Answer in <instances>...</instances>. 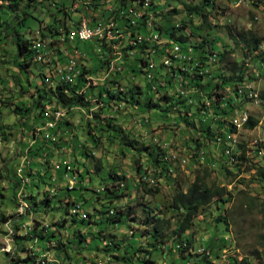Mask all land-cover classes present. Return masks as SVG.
Listing matches in <instances>:
<instances>
[{"label": "rangeland", "instance_id": "obj_1", "mask_svg": "<svg viewBox=\"0 0 264 264\" xmlns=\"http://www.w3.org/2000/svg\"><path fill=\"white\" fill-rule=\"evenodd\" d=\"M25 1L21 2V6ZM107 1L112 5L115 4L114 0ZM151 1L155 8L161 10L154 15L152 21L164 30L176 22L181 24L182 19L187 20L184 3L194 4L198 0ZM74 2L78 4L77 10L73 8ZM248 2V0L243 3L234 0H215L214 7L209 9L211 22L209 29H198L196 20L185 24V31L192 32L185 47H190L193 51L209 49L210 43L215 39L231 51L226 59H221L218 52H215L218 58L215 63H206L203 70L200 68L206 76L204 79L214 76L218 86H214L213 83L211 87L202 90L197 88L195 83L205 82L203 80L199 82L198 72L193 74V70H189L184 75L182 85L179 78L176 82L171 78V87L168 88L169 95L174 97L180 95L182 99L191 95L198 101L199 110L193 106L188 115H185L189 121L193 120L194 124L204 129L220 119V115L216 112L212 113L211 109L222 108L227 111L225 119L231 124V131H223L221 135L215 137L210 136V140L205 139L197 130L185 128L177 114H163L159 107L146 110L143 101L134 106L130 103H120V106L114 110L102 109L100 115L103 121H108V126H103L102 130L97 125H89L86 128L87 119L84 114L80 110L71 108L65 113L62 122H59L57 127L54 126V129L60 132L59 145L63 147V150L61 147L58 149L61 150L60 152L54 149L55 154L50 159L52 165L50 172L57 176H52L56 181L49 180L48 175L42 176L43 181L40 180L37 174H42V170L37 164L44 162L45 159H39L37 151L31 155V159L28 155L29 166L37 169V173L27 175L25 173L27 166L24 170L21 168V176L26 178L21 191L18 190L23 179L17 175L16 170L19 168L16 166L20 165L22 153L18 150L14 153L9 144L12 140L17 145L18 141H23L22 137L27 138V143L37 140L35 142L37 144L38 141L46 140L44 134L48 129H43L45 116L33 117L35 112L30 117L25 114L31 104V95H34L35 88L42 86L41 89H44V86L40 85L41 79L38 77L37 69L31 66L26 68V72L20 73L13 67L14 47L11 38L0 42V98L4 100L0 105V123L6 125L4 129L8 138L0 136V193L2 194L0 213L9 219L7 223L0 222V264H37L39 261L41 264H97L98 262L102 264H238L243 257L248 258L252 264H264V211L261 206L264 198V178L256 172L259 166L264 168V101L258 105L246 98L243 99L245 100L243 104L238 105L237 103L242 99L238 97L232 100L231 110L227 108L229 105L226 103L230 97H234L235 92L241 93L244 90H252L259 96L262 95L261 98L264 99V63L258 58V54L264 51V9L259 5L257 7L249 5ZM82 4V0H33L28 8L29 17L23 22L24 25L17 26L16 29L19 32L26 31L25 35L30 37L38 30L39 25L41 27L46 24L55 25L57 21L54 18L63 16L64 12L70 16L67 22L70 19L76 21L80 17L79 8ZM97 7L102 13L104 7L102 5ZM3 11L5 13L2 12L1 18L9 20L11 18L9 12ZM255 16L257 20H253ZM192 25L194 26L191 28ZM228 29L233 33L232 36ZM238 33L257 38V48L248 50L242 40L235 44L233 37H239ZM161 35L162 39L167 38L164 32ZM76 44L83 51L100 52L97 44L92 40ZM217 50L215 48V51ZM200 51L197 53H201ZM154 58L157 66L160 59ZM133 59L134 55H130L127 60L133 61ZM120 60L123 61V58L121 57ZM82 62L87 68L97 64L88 56ZM175 72L178 74L180 71ZM230 76L240 79L237 81V87L232 85L233 82L221 84L224 81L223 77ZM117 77L122 88L128 93L134 91L136 96L149 82L138 70L132 72L123 68ZM96 78L98 75L95 76ZM179 86L184 89L182 94L178 89ZM46 89L47 95L49 90ZM247 93L245 92V97ZM150 95L154 100L156 99L155 92H150ZM51 104L48 108L54 107V103ZM16 105L20 107L16 108ZM92 111L90 110L91 114ZM238 114H246L247 117L251 115L257 120V125L252 129L243 128L244 124L235 127L232 120ZM41 126L42 128H39ZM33 130H35L34 134H32ZM93 137L97 139L92 140ZM218 137L224 139V142H219ZM49 139L51 138L47 137V140ZM253 140L262 145L258 153L257 146L250 144ZM129 141L132 146L122 144ZM227 145L233 147L235 155H239L240 149L246 147V155H243L245 159L235 158L234 163L237 161L238 164L232 165L223 152ZM30 147L33 145L28 146V149ZM144 147L161 156L167 168L166 172L163 170L161 175L159 167L153 168L149 160L150 156L145 152ZM28 149L24 151L25 155ZM66 160L79 170V177L76 176L78 182L73 189L67 188L62 175L61 177L58 175L60 171L62 172ZM58 163L62 166L61 169L56 170L53 166ZM204 167L208 169L206 176L208 183L214 182L225 186L231 193V197L224 204L227 208L225 215L228 220L227 225L214 222L215 208L221 205V202H218V205L213 202L197 215L190 227L173 244L171 242L166 244L165 248L159 249L150 247L148 245L149 241H152L150 233L155 223L153 217L160 216L163 219L160 229L163 232L159 240L170 242L171 231L175 229L178 217L177 211L170 208L171 197L177 190H186L195 174H201ZM225 169L233 174H228ZM112 176H115L113 184L110 179ZM104 186L116 189V195H111L110 200L102 198ZM65 187L67 190L64 189ZM51 189L55 191L50 192L48 196L57 193L62 201L55 204L59 207L48 206L43 211L41 204L37 206L38 204L35 203H38L42 195ZM19 196L23 198L22 200L25 199L28 205L23 215L14 213ZM96 196L100 198L97 199ZM100 202L103 203L102 206ZM76 204H79L77 213H71V208ZM95 207L98 210H94ZM65 208L70 214L64 215ZM107 210L108 213L102 215V212ZM87 212L92 216L88 217ZM115 213H124L121 222L112 225L106 223V226H104L105 222H100V220L105 221L106 217L111 219ZM63 216L67 217L65 227L58 225L56 227L63 233L62 242L65 243L66 252L59 249L48 250V243L45 242L46 244L43 245L41 240L34 241V238H29L32 229L25 231L21 227L23 222L29 221L28 223H32L31 227L34 226L35 232L45 235L47 232L55 233L51 238L54 239L57 231L52 223L60 222ZM72 216L75 217L74 222H71ZM82 216L89 218V222H82ZM74 229L82 233L83 242L72 240ZM10 231L13 233L11 234ZM67 240L71 244L67 243ZM113 245H118L119 248ZM139 245H142L138 248L140 250L132 254L130 248L136 249ZM9 247L10 252L7 250ZM204 256H206L205 260ZM24 259L28 261L23 263Z\"/></svg>", "mask_w": 264, "mask_h": 264}, {"label": "trees", "instance_id": "obj_2", "mask_svg": "<svg viewBox=\"0 0 264 264\" xmlns=\"http://www.w3.org/2000/svg\"><path fill=\"white\" fill-rule=\"evenodd\" d=\"M22 1L23 0H0V42H5L6 39L11 38V42L14 47V54L12 55L13 67L16 68L18 71H20V73L26 72V68L31 67V66L37 69L38 77H40L41 79L40 85L44 86V89H41L42 86L41 88L40 87L35 88L34 95H31V98H32V101L30 102L31 104L29 105V107H27L28 110L25 111L26 116L30 117L35 112L33 117H37V116L44 117L45 116L44 118L48 120L50 119L49 117L50 114L52 115L54 112L53 110L57 107H61L62 111L66 113L67 111H69V109L73 107L82 108L83 106L90 113V110L91 111L94 110L95 109L94 106L97 105L98 106L96 108L97 111L94 110L92 111V114L90 113L92 116V119L86 120L85 125H86V128L89 127V125H97L99 126V129L102 130L104 129L103 126H108V121L107 120L103 121V117H101L102 115H100V111H102V109L114 110L120 106V103H127V104L130 103V105L134 106L140 103L141 101H143V107L146 110L151 109V107H159V110L163 114H166V115L177 114L180 117L181 121L183 122L185 128L188 127L189 129L191 128V129L197 130L198 132H200L202 137H204L205 139L210 140L211 139L210 136L215 137L216 135H221L223 131H231V124L229 123L227 119H225V116H226L225 114H227V111L222 108H220L219 110H214V108L211 109L212 113L216 112L218 113V115H220V119L217 123L213 125H208L204 129L200 128V125L194 124L193 120L189 121L186 118L185 115H188V112L193 106L199 110V103L198 101L193 99L192 98L193 96L191 95L190 97H186L182 99L180 95H178V97H174L168 94V88L171 87L170 80L171 78L172 79L174 78V74H176L175 71L178 70L182 72V74L185 75V71H181L179 67H177L176 69L174 67L168 68V67H165L162 64V62H160L157 66L156 64H154V67L152 68V70H154L153 71L154 74H151V80H148L149 84L148 83L147 85L145 84V88L137 96L134 93V91L132 92L130 91L128 93V91L124 88H123V91L120 90L118 86H121V85L118 81V77L114 75L112 76V78H108L104 80L103 82H99L96 85H91V80L87 79L86 77L88 75H91V73H93L96 76L97 75L101 76L103 75V71L109 67V65H106V64L108 63L110 56H112L111 47H110V44L106 43L104 39L96 38L94 40L100 52H97L96 50L94 52L84 51L87 54L88 58L91 59L93 62L95 61L94 63H97V64H93L92 67L87 68L84 62H80V66L78 67L80 72L79 74H77L78 76H77L76 82L72 83V79L62 80L57 76H53V78H51L52 66H50L49 63H39L35 59L34 49L31 47L32 41L37 38L38 34L39 36L43 37L47 34V32H49L50 34L57 33L58 26L61 24H66L67 22H65V18L67 19L70 16L66 15L65 12H64V15L59 18H56L54 16L55 17L54 20L57 21L55 25L46 24L42 27L41 25H39L38 30L33 32L32 34L29 31V34L31 35L30 37H27L25 35L26 31L19 32L16 29V27L20 25H24L23 22L29 17L28 8L30 7V3L33 2V0H26L25 4L21 6ZM92 1H99V0H92ZM214 1L215 0H198L197 3H194V4H190L187 2L184 3V8H185V11L187 12L186 15L188 19L187 20L182 19L183 22L181 24L176 22L170 27L168 26L167 28H164V30H162L160 25H157L155 21L154 23L152 21L153 17H155L154 15H156L158 12H161L160 9L155 8L153 1L148 0L149 5L146 7L145 12L142 14V16L134 17L130 12L127 11V8H126L127 1L126 0H115L114 11H110V12L107 11V13L102 12L101 14L105 16L106 19L112 18L116 20L118 24L117 29L120 30L123 33V35L125 34L124 38L120 39L122 40L120 50L123 55L122 56L123 61L119 60V63H118L120 64V67L124 69H129V71H132V72L133 71L136 72V70H138L139 72L144 74L145 70H148L146 68L147 62H146L145 56H150V58H153L152 53H150V48H156L157 54L155 55V57L160 58L161 55L167 53L170 42L178 43V45L181 46V49L185 52L187 48H190V47H185V43L188 41V37L192 33L191 30L185 31V24L188 23L189 21L193 23L194 20H196L198 29L200 30H203V28L209 29L211 26V22L209 21V9H212L214 7ZM248 1H249L248 2L249 5H254L256 7L258 6L257 2L264 3V0H248ZM82 3L86 6H89V5L98 6L99 5L98 2H95V3L91 2L89 4L85 0H82ZM141 3L142 1H140V4ZM83 9H84V6H81V8H79L80 14L81 12H83ZM3 10H6V12H9V14L11 15V18L9 20L5 18H1L2 12L5 13V11ZM118 10H123V14L120 15V17L118 14ZM173 11H176V9H173ZM132 20H134V24H131ZM147 21L152 22L153 24L152 26L154 30L156 31V33L159 35V39L161 40H159L158 43H153L152 46L146 45L144 41L138 43L135 46L129 44V40L132 39L135 34H139L141 32L143 34L147 33L146 31L150 29L149 27L148 29L146 27ZM194 25L190 27L192 28ZM66 28L68 27L66 26ZM36 32H38V34ZM162 32L166 34V37H167L166 39L162 40V35H161ZM228 32L230 36L233 35L230 29H228ZM238 34H239V37H233L235 44L236 43L238 44L239 41L242 40L243 45L248 50H252V49L254 50L255 48H257L258 46L257 38L253 37V35L247 34L245 36L243 35V33H238ZM214 40L210 43V46L208 47L209 49L205 48V49H201V51L199 50L201 53H197L199 51L195 49L193 51V49L190 48L191 59L186 62V66L190 67L191 70H193V74L195 73V71L200 70V68H202V70L204 69V65L206 64L205 59L207 58V55L218 52L221 59H226L228 55L230 54L231 51L226 49V47L223 44H220L219 40H215V41ZM125 43H128V44H125ZM215 48H217L218 50L215 51ZM129 51H132V53L130 54ZM130 55H134L133 61L127 60L130 57ZM258 58L261 63H264V51L258 54ZM125 60L127 61L125 62ZM133 63L136 65V67L133 65ZM261 67H262V64H261ZM203 74L204 73L199 74L200 76L198 79H199V82L203 80L205 83L204 84L195 83V86L197 88L199 87L202 90L204 88L211 87L213 83L215 84L214 86H218L217 85L218 83L217 81H215L214 76L209 77V79L208 78L204 79V77L206 76H204ZM47 76H50L48 81L46 80ZM223 80L224 81L221 82V84L233 82L232 85L236 86L238 83L237 81H239L240 79L239 78L235 79L230 76L228 78L223 77ZM44 81H47V82L45 83ZM115 84H117L118 86ZM18 85L20 84L18 83ZM153 85H155L156 87L155 89H153L154 91L151 89L152 88L151 86ZM45 86L49 90L47 95L45 93L46 92ZM87 88L89 89L87 90ZM150 92H155L157 94L155 100L150 95ZM234 94H235L234 97H230L226 101V103L229 105L227 108L230 110L232 109L233 99H236L238 97L242 98L237 103L238 105H241L244 103V101L247 98L244 96V93L235 92ZM48 95L50 96L47 98ZM93 96H94V101L96 102L95 104L90 103L89 99H87L88 97H93ZM261 96L262 95H260V97ZM44 99L46 100V102ZM51 102L54 103L53 104L54 107L48 108L49 105H52ZM3 103H4L3 98H0V105H2ZM161 103L162 105H160ZM214 105L215 104H213V107ZM18 107L20 106L16 105V108ZM221 114H223L224 116ZM232 122H233V125L236 127V124L234 123V121ZM104 123L105 125H103ZM256 125H257V120L253 118L251 115H249L247 117L246 122H244L243 128L252 129ZM4 126L6 125H2L0 123V136H6L5 139H8L7 131H5ZM33 131L34 132L32 134L35 133V130ZM86 132H89V131L86 130ZM45 138L46 140H41V142L38 141V143L35 144L33 147H30L29 149L27 148L28 153L26 154L29 155V158L31 159V155L37 153L38 151L37 153L38 158L45 159V161L41 162L40 164H37V166L41 168L42 170V174L38 173L37 175L40 177L41 181H43L42 176H46V175H48L49 180L53 179V181H56V179L52 176H55V177L57 176L53 175L50 172V168L52 167V165H50V159L55 154L54 149L58 150L60 147H62V145H59L60 143L59 137L57 138L55 142H53V139L47 140L46 136ZM219 138L220 137H218L217 140ZM96 139L97 137L92 138V140H96ZM219 142H224V141L223 139L220 138ZM122 144L132 146L130 141L127 143L122 142ZM195 144L198 145V143H195ZM41 145H42V148H41ZM228 147H231V145H227L225 149H223L224 154ZM144 149H145V152L150 156L149 160L153 168L155 169V167L156 168L159 167L160 168L159 173L161 175H162L163 170L166 172L167 168L165 167L166 165L163 164L164 160L160 158L161 156L158 155L157 152L153 153L152 151H150L148 147H144ZM243 155H244V149L241 150V153L239 155H235L233 151V156L237 160L245 159ZM231 164L236 165L238 163L236 161V163H231ZM26 166L27 168L25 169V173L27 175H32V174L35 175L37 173L36 172L38 171L37 169L34 168L35 171H33L34 169H32L29 165H26ZM64 170H65V166H62V172L60 171L58 173L60 177ZM225 171L228 172V174H233L228 169H225ZM256 172L260 177L264 178V168L262 166H259ZM72 173L75 174V177L76 176L79 177V170L75 165H73ZM108 174L110 175V173ZM207 175H208V169L207 167H204L201 174L200 173L195 174L193 180L190 182L186 190L184 191L177 190L172 195L170 203H169L170 208L177 211L178 217L176 220L175 229L171 231V237L169 238L171 240L170 242L169 241L162 242L161 240H159V237H162L161 232H163L162 230H160L162 229L163 219L160 216L153 217L155 223L153 224L152 233H150V237L152 238V241H149V244H148L150 247H156L159 249L161 247L165 248L166 244H170L171 242H172L171 244H173V242L176 241L177 238H180L181 235L184 233V231H186L190 227V225L192 224L193 220L197 217V215L201 211L205 210V208L213 202L216 203L217 205H218V202H221V205L215 208L216 214L214 215V222L216 224L219 222H222L223 224L227 225L228 220L225 217L227 208L224 204H226V202L228 201V198L231 197V193L226 189L225 186L217 185L214 182L208 183L206 181ZM18 176L21 179H23V176L21 175H18ZM0 178H1V175H0ZM110 179H111V183L113 184V182L115 181V176L110 177ZM12 180L15 181V179H12ZM77 182H78V179H77ZM35 186L37 187V184H35ZM67 188L65 187L64 189L67 190ZM115 190L110 189L107 186H104L102 188V196H103L102 198L110 200L111 195H114V196L116 195ZM48 194H50L49 191L48 193H44L42 195V199L38 203L34 202L35 204H38L37 206L41 204L43 211H45L46 207L55 206L56 203L58 204L59 202L62 201V199H59L60 196L58 197L59 194L55 193L51 195V197H49ZM0 195L2 194L0 193ZM63 196L64 195H61V197ZM96 198L99 199L100 197L96 196ZM72 203L73 201L71 202V204ZM66 204L68 203L66 202ZM99 204L102 206L103 203L100 202ZM261 204H262L261 205L262 210L264 211V198ZM55 207H59V205L58 206L56 205ZM77 207L79 208V204L77 205ZM78 208L76 210V213L78 211ZM94 210H98V209L95 207ZM106 213H108V210L103 211L102 215H105ZM68 214H70V212L67 208H65L64 215H68ZM86 215L88 217L92 216L90 212H87ZM123 216H124V213H117V214L115 213L114 217H112L111 219H108V217H106L105 221L100 220V222L101 223L105 222L104 226H106V223L108 224L111 223L109 225L117 224L123 220ZM7 218L8 217L5 216L3 213H0V222L7 223L9 220ZM74 221H75V217L72 216L71 222H74ZM81 221L89 222V218L86 219L85 216H82ZM66 222H67V217L63 216L60 222L57 221L55 223H52V226H55L54 228L57 231V236L54 239H51V238L55 236L54 235L55 233L53 234V232H51L49 234V232H47L46 235L43 233H38V232H35L34 226L33 228L32 227L30 228V230L32 229V231L30 233L29 238L30 239L34 238V241L35 239H39L42 241V243H44L43 245L48 243V247H47L48 250L50 249L58 250L59 249V250L66 252V249L64 248L65 243L62 242L63 233H61V231L56 227L57 225L60 227H65ZM66 231L67 230H65V232ZM73 234L74 235L72 237V240L78 243L83 242L82 241L83 235L78 229H74ZM98 239L100 240V238ZM66 242L70 243L69 240H67ZM110 244L112 245L111 242ZM113 247L119 248L118 245H113ZM141 247L142 245H139L138 247H136V249H133L131 247L130 249L132 250V254L137 253L138 252L137 250H140L138 248H141ZM205 258L206 256H204L203 259L205 260ZM26 261H28V259H24L23 263ZM37 264H41V263L38 262ZM238 264H252V263L249 261L248 258L243 257L238 262Z\"/></svg>", "mask_w": 264, "mask_h": 264}, {"label": "built area", "instance_id": "obj_3", "mask_svg": "<svg viewBox=\"0 0 264 264\" xmlns=\"http://www.w3.org/2000/svg\"><path fill=\"white\" fill-rule=\"evenodd\" d=\"M115 1V0H114ZM127 1V11L130 12L134 17H140L142 14L145 12V8H142L139 4H135V0H126ZM238 1V0H237ZM91 2H98L99 5H102L104 7L103 12L107 13V11H114L115 6L110 4L107 0H99V1H92L88 0V3L90 4ZM109 3V4H108ZM84 6L83 12H81L80 17L76 21H72L71 19L69 20V24H62L61 29H57V33L55 34H50L47 32V34L43 37L39 36L38 32H36L37 38L34 41V44H40L43 45L44 47V61H39V63H49L50 66H52V73H51V78L53 76H67L70 79H72V83L76 82L77 76L78 75H72V65L76 64V62H82L84 59H86L87 54L79 49L76 46L77 42H84L91 40L93 37H100V39H104L106 43L110 44L111 47V53L112 56H110L108 63L106 65H109L110 69V62L115 61V60H120V58L123 56L122 52L120 50V46L122 43L121 38H123V33L117 29V21L109 18L106 19L105 16L103 15H97L92 13L86 14L91 10H96L97 6ZM74 10L78 8V4L74 2L73 6ZM99 9V8H98ZM119 17L120 15L123 14V10H118ZM253 20H257V18H253ZM134 22V20H132ZM93 24H100V31H93ZM66 26L68 28H66ZM146 27L148 29V21L146 23ZM144 39V43L148 46H152L153 43H158L159 39L157 37L153 38H146V34L142 33V37ZM45 42H52V49H45ZM131 45H134L132 43ZM135 46V45H134ZM170 46V44H169ZM168 46V48H169ZM99 49V48H98ZM131 54L132 51H129ZM150 53H157L156 48H150ZM66 56V57H65ZM214 56V54H213ZM64 59L62 61L61 59ZM60 60H59V59ZM146 62H151V70H145L144 76L148 79L151 80V74H154L152 71V61H150V56H145ZM160 61L165 67H174L177 68L179 67L181 71H185V74L191 70L190 67L186 66V62L191 59V50L190 48H187L185 52L181 49L178 53V57L174 58H167V53L163 54L160 56ZM56 60V62H55ZM205 63H213V59H205ZM194 65V64H193ZM122 70V67H118V73ZM195 72H198L199 74H202V70H197ZM117 73V74H118ZM179 78V81L184 82V74L182 72H179L178 74H174V81ZM106 80L104 78V72L103 75L99 76L95 80H91V85H96L99 82H103ZM45 83L47 81H44ZM179 85V84H178ZM178 87V86H177ZM89 88H87L88 90ZM119 89L123 88L119 86ZM179 91L184 92V89H181L179 86ZM245 92H252V95H255V92L252 90L246 91L244 90L241 93ZM90 103L95 104L96 102L94 101V96L93 97H88ZM77 110H80L86 119H92V116H89V111H87L83 106L82 108H75ZM53 111H58L62 113V108L57 107ZM51 118V114L49 116ZM232 121H236L237 124H244V122L240 121V115H236ZM48 132L52 133V139L53 142L57 140V138L60 135V132L57 129L53 128V119L51 118V126L48 129ZM223 143V142H222ZM250 144H255L257 146V153L260 151L262 145L261 143H257L254 140L251 141ZM244 149V154L246 155V147ZM61 150H63V147H61ZM61 150H57L60 152ZM241 153V149L240 152ZM227 156V154H225ZM65 166V170L62 173V178L66 181L67 187L69 189H73L77 181H72L71 180V171L72 169L68 168V165L63 163ZM62 166L61 163L55 164L53 167L58 170ZM16 168H22L24 170V152H22L21 157H20V165L16 166ZM24 184V176H23V181L22 184L19 186V190H22V185ZM20 208V215H23L25 212V209L23 207H17Z\"/></svg>", "mask_w": 264, "mask_h": 264}, {"label": "bare ground", "instance_id": "obj_4", "mask_svg": "<svg viewBox=\"0 0 264 264\" xmlns=\"http://www.w3.org/2000/svg\"><path fill=\"white\" fill-rule=\"evenodd\" d=\"M140 1H142V3L140 4ZM234 1H236V2H238V3H243L245 0H234ZM150 2V1H149ZM135 4H139L142 8H145L146 9V7L149 5L148 4V0H135ZM252 4V3H251ZM257 5H259V7L261 8V9H264V3H262V2H257ZM254 18H257V16H255ZM131 24H134V22L132 21V23ZM153 24H152V22L150 21V22H148V27L150 28V29H148L146 32V38H153L154 36L155 37H157L158 39H159V35L156 33V31L154 30V28H153V26H152ZM135 26V25H134ZM62 28V24L61 25H59L58 26V29H61ZM93 31H100V24H93ZM125 35V34H124ZM124 35H123V38H124ZM128 37V36H127ZM142 37V32L141 33H139V34H135L134 36H133V38L132 37H130V38H132V39H130L129 40V44H132V43H134V45H137L138 43H140V42H142V41H144V39L143 38H141ZM96 38H100V37H93L91 40L92 41H94ZM159 40H161V39H159ZM163 40V39H162ZM91 42V41H90ZM95 43V42H94ZM125 44H128V43H125ZM170 44V46H169V48H168V50H167V58H174V57H178V53H179V51L181 50V46L180 45H178V43H175V42H170L169 43ZM33 49H34V54H35V59L39 62V61H44V47H43V45H40V44H34V41H32V46H31ZM128 47V46H127ZM184 47V46H183ZM45 49H52V42H45ZM157 53H152V56H153V58H150V61H152V68L154 67V64H155V61H154V59H156V58H154L155 57V55H156ZM213 54L214 53H212V54H209V55H207V58L206 59H213V63H215V61H216V59H218V58H216L217 56L214 54V56H213ZM161 62V61H160ZM119 63V60H115V61H111L110 62V69H109V67L106 69V70H104L103 72H104V78L105 79H108V78H112V76L114 75V76H116L117 77V73H118V67H120V64H118ZM80 66V62H76V64H74V65H72V75H77V74H79V72H80V70H79V67ZM148 70H150L151 69V62H147V67H146ZM122 70H123V68H122ZM94 76H96V75H94ZM93 75H88L86 78L87 79H89V80H95V77H94ZM49 77L50 76H47L46 77V80L48 81L49 80ZM57 77H59L60 79H62V80H67V79H70L69 77H67V76H57ZM97 79V78H96ZM89 83V82H88ZM119 84V83H118ZM159 84V83H158ZM115 85H117V84H115ZM118 86V85H117ZM119 87V86H118ZM152 88V90L153 89H155L156 87H155V85H153V86H151ZM120 90H122V89H120ZM123 91V90H122ZM154 91V90H153ZM183 92H181V94H182ZM105 97V96H104ZM247 98H249L250 100H252L255 104H258L259 105V103L260 102H262V101H264V99H262L259 95H258V93H256L255 92V95H252V92H248L247 93V96H246ZM98 106L97 105H95L94 106V108L96 109ZM115 107V106H114ZM117 107V106H116ZM122 107V106H121ZM74 108V107H73ZM75 108H79V107H75ZM105 108V107H104ZM123 108V107H122ZM105 111V110H104ZM89 116H91V114L89 113ZM51 118L53 119V128H54V126L56 125L57 126V124L59 123V122H62V120L65 118V112L64 111H62V113L61 112H58V111H54L53 112V114L51 115ZM51 118L50 119H48V120H46L45 121V123H43L44 125H43V129H49L50 128V126H51ZM246 120H247V115L246 114H243V115H240V121L241 122H246ZM83 123V122H82ZM234 123L236 124V126L237 127H241V125L242 124H237V122L236 121H234ZM42 129V130H43ZM46 137H50L51 139H52V133H46V134H44ZM219 141H220V138L218 139ZM225 154H227V157H228V160L230 161V163H234L235 162V157L233 156V147L231 146V147H228L227 149H226V151H225ZM25 155V154H24ZM24 163H26L27 165H29V163H30V160H28V155L26 154L25 155V157H24ZM65 163L68 165V168H70V169H72V167L73 166H71V163L70 162H68V160H66L65 161ZM23 170V169H22ZM20 171H21V168H19L18 169V175H21L20 174ZM26 180V178H24V181ZM71 180L72 181H75L76 180V177H75V174H73L72 173V171H71ZM51 181H53V179H51ZM54 187V186H53ZM55 190L54 189H51L50 191H49V193L50 192H54ZM25 194V193H24ZM23 199V198H22ZM21 199V197L19 196L18 197V205H17V207H23L24 209L28 206L27 205V203L24 201V200H22ZM77 205L78 204H76L75 206H73V208L71 209V212L72 213H76V210H77ZM27 209V208H26ZM29 209V208H28ZM15 215H20V208H16V210H15ZM14 213H13V215H14ZM26 212H24L23 214H25ZM32 215V214H31ZM26 217H28V216H26ZM21 218H23V217H21ZM20 220V219H19ZM30 220V219H29ZM32 220V219H31ZM21 221V220H20ZM29 222V221H28ZM28 222H23L22 223V226H21V224H20V226L21 227H23V229L25 230V231H29L30 230V228H31V224L30 223H28ZM13 223V222H12ZM15 224V223H14ZM30 224V225H29ZM11 232V234L13 233L12 231H10ZM50 246V245H49ZM13 248V247H12ZM8 251L10 250V247L7 249ZM43 250V249H42ZM7 251V252H8ZM11 251H12V249H11ZM10 252V251H9ZM46 252V251H45ZM50 252V251H49ZM44 254V253H43ZM47 256V255H46ZM51 256V255H50ZM37 258V257H36ZM42 258V257H41ZM38 260H40V259H38ZM50 260V259H49ZM36 261V260H35ZM45 262V261H44ZM38 263V262H37ZM39 263H40V261H39ZM28 264H33V263H28ZM49 264H51V263H49ZM97 264H102V263H100V262H98Z\"/></svg>", "mask_w": 264, "mask_h": 264}, {"label": "crops", "instance_id": "obj_5", "mask_svg": "<svg viewBox=\"0 0 264 264\" xmlns=\"http://www.w3.org/2000/svg\"><path fill=\"white\" fill-rule=\"evenodd\" d=\"M89 13H92V15H94V14H97V15H102L100 12H99V9H98V7H97V9L96 10H91V11H89L88 13H86V14H89ZM65 22H67V19L65 18ZM68 24H69V22H67ZM66 57V56H65ZM62 61H64V59H61ZM44 121H45V118H44ZM57 126H58V124H57ZM56 126V127H57ZM39 128H42V126L41 127H39ZM39 130V129H38ZM61 130L62 131H64V129L63 128H61ZM66 131V130H65ZM48 133H50V132H48ZM22 139H23V141H18V143H17V145H15V142L14 141H12L11 140V142H10V144H9V146H10V148H13V151H14V153L16 152V150H18L19 151V153H22V152H24L27 148H28V146H30V145H35V142H37V140H33V141H31V142H29V143H27L26 141H28L27 140V138H25V137H22ZM223 141H224V139H223ZM9 143V142H8ZM34 143V144H33ZM26 144H27V147H26ZM27 164L26 163H24V167L26 166ZM16 172H17V175H18V170H16Z\"/></svg>", "mask_w": 264, "mask_h": 264}]
</instances>
